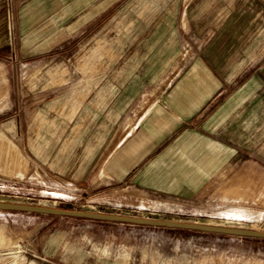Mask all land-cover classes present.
<instances>
[{
	"label": "crops",
	"instance_id": "0c3cea01",
	"mask_svg": "<svg viewBox=\"0 0 264 264\" xmlns=\"http://www.w3.org/2000/svg\"><path fill=\"white\" fill-rule=\"evenodd\" d=\"M136 3L138 26L128 34L138 38L122 44L124 69L136 71L92 76L106 83L91 93L98 118L89 125L106 132L107 153L76 165L73 179L94 199L190 201L228 164L264 163V0H0V48L13 40L10 12L19 22L73 19L85 29L120 10L132 17ZM5 95L0 80V107ZM15 153L0 130V167ZM39 255L42 264H147L89 250L66 231L43 238Z\"/></svg>",
	"mask_w": 264,
	"mask_h": 264
},
{
	"label": "rangeland",
	"instance_id": "374dc122",
	"mask_svg": "<svg viewBox=\"0 0 264 264\" xmlns=\"http://www.w3.org/2000/svg\"><path fill=\"white\" fill-rule=\"evenodd\" d=\"M137 6L130 18L120 10L114 20L101 18L78 29L73 19L19 22L8 4L14 35L0 48V80L6 90L0 130L16 145V153L10 166L3 160L5 168L0 167V202L264 231L261 162L228 164L190 201L121 193L94 199L76 187V165L91 158L97 162L107 153L106 132L89 125L98 118L90 113L91 102H97L91 93L101 86L106 90V83L92 76L136 71L124 69L128 52L122 44L138 38L128 34L130 26H138ZM81 123H88V130H80ZM99 143L104 146L94 145ZM231 213L241 219H230ZM52 231H66L73 242L94 252L147 264H264V238L18 211H0V264H42L40 246Z\"/></svg>",
	"mask_w": 264,
	"mask_h": 264
},
{
	"label": "water",
	"instance_id": "95a60500",
	"mask_svg": "<svg viewBox=\"0 0 264 264\" xmlns=\"http://www.w3.org/2000/svg\"><path fill=\"white\" fill-rule=\"evenodd\" d=\"M0 211H18V212L51 215V216H59V217H67V218H77V219H87L94 221L148 226L155 228H170V229L223 233V234L239 235L246 237L264 238V231H258V230H249L243 228H233V227L216 226V225L199 224V223L177 222V221L160 220V219L143 218V217H133L128 215L98 213V212L83 211V210H73V209L71 210V209L39 206V205H26L19 203L0 202Z\"/></svg>",
	"mask_w": 264,
	"mask_h": 264
},
{
	"label": "bare ground",
	"instance_id": "6f19581e",
	"mask_svg": "<svg viewBox=\"0 0 264 264\" xmlns=\"http://www.w3.org/2000/svg\"><path fill=\"white\" fill-rule=\"evenodd\" d=\"M2 240H3V239H2ZM31 264H37V263L32 261Z\"/></svg>",
	"mask_w": 264,
	"mask_h": 264
}]
</instances>
